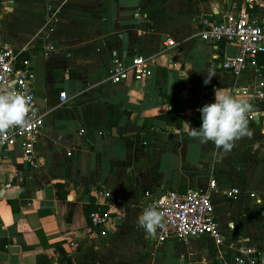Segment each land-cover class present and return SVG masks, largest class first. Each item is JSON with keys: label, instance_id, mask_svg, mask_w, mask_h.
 <instances>
[{"label": "crops", "instance_id": "crops-1", "mask_svg": "<svg viewBox=\"0 0 264 264\" xmlns=\"http://www.w3.org/2000/svg\"><path fill=\"white\" fill-rule=\"evenodd\" d=\"M239 6L264 20V0H0V37L24 49L43 115L35 164L18 143L0 157V264H221L229 241L264 242V51L233 75L219 61L236 44L197 36L202 15ZM134 53L152 58L151 72L111 82L112 58ZM217 88L246 89L256 113L252 136L228 153L186 132L201 124L191 106L213 103ZM210 176L238 188L211 192L221 243L209 234L158 242L137 227L144 188L183 190ZM95 187L120 199L103 232L82 210L106 207Z\"/></svg>", "mask_w": 264, "mask_h": 264}, {"label": "built area", "instance_id": "built-area-1", "mask_svg": "<svg viewBox=\"0 0 264 264\" xmlns=\"http://www.w3.org/2000/svg\"><path fill=\"white\" fill-rule=\"evenodd\" d=\"M252 7V5H248ZM197 36L211 45H217L221 40L234 42L236 52L224 54L219 61V66L237 75L241 70L255 65L256 54L264 51V20L251 10L239 6L235 10L227 8L219 11V16L202 15ZM172 43L171 38H166L165 44ZM23 48L7 45L0 37V86H8L25 93L31 97V120L24 129L13 128L5 136H0V157L4 155L15 143H18L23 156L29 163L35 164L34 144L43 126V115L38 110L32 79L34 71L28 58L23 54ZM151 57L142 53H134L124 60L121 55H116L111 60L108 78L116 83L125 79H138L151 72ZM59 100L65 98L63 89L58 91ZM204 103L191 106V111L199 112ZM200 113V112H199ZM256 117L250 113L249 118ZM219 191L227 197H233L238 191L235 186L220 188L213 177H208L204 185L187 186L183 190L167 188L163 192L153 194L151 188H144L141 193L140 214L148 207H156L163 213L161 225L157 228L156 241L174 235L178 238L209 234L216 243H221L223 236L218 231L217 220L212 211L211 192ZM92 194L96 201L106 205L105 209L89 212L90 229L103 232V227L109 219V207L119 202V197L102 187H95ZM254 195V192H250ZM100 198V199H99ZM259 200V197L256 198ZM231 226V223H228ZM67 232H65V235ZM67 237V236H65ZM67 243L75 246V241L67 237ZM232 249L227 259H222L221 264H264V242L235 243L229 241Z\"/></svg>", "mask_w": 264, "mask_h": 264}, {"label": "clouds", "instance_id": "clouds-1", "mask_svg": "<svg viewBox=\"0 0 264 264\" xmlns=\"http://www.w3.org/2000/svg\"><path fill=\"white\" fill-rule=\"evenodd\" d=\"M215 75L209 72L203 83L208 85ZM214 97L213 103H206L197 109L200 112V126L188 128L186 132L189 138L198 139L204 144L212 142L217 149L228 153L237 141L252 136L249 114L253 111V104L246 89L232 91L217 88ZM31 111L30 96L8 86H0V136H5L13 128L28 127ZM163 218V213L156 207H148L137 217L136 225L149 237H154Z\"/></svg>", "mask_w": 264, "mask_h": 264}, {"label": "trees", "instance_id": "trees-1", "mask_svg": "<svg viewBox=\"0 0 264 264\" xmlns=\"http://www.w3.org/2000/svg\"><path fill=\"white\" fill-rule=\"evenodd\" d=\"M61 185L60 183H55L54 186H59ZM104 206L103 205H99V204H95L93 203L92 201L91 202H88V203H84L82 205V210H83V214L87 220V224L90 225V220H89V212L92 211V210H104Z\"/></svg>", "mask_w": 264, "mask_h": 264}, {"label": "rangeland", "instance_id": "rangeland-1", "mask_svg": "<svg viewBox=\"0 0 264 264\" xmlns=\"http://www.w3.org/2000/svg\"><path fill=\"white\" fill-rule=\"evenodd\" d=\"M37 43H38V45L40 46V42H37ZM206 246H207V248H208V251H207V252H212V251H214V249H215L217 246H219V245H217V244H215V243L213 242V243H209V245L206 244Z\"/></svg>", "mask_w": 264, "mask_h": 264}, {"label": "water", "instance_id": "water-1", "mask_svg": "<svg viewBox=\"0 0 264 264\" xmlns=\"http://www.w3.org/2000/svg\"><path fill=\"white\" fill-rule=\"evenodd\" d=\"M263 129H264V118H263Z\"/></svg>", "mask_w": 264, "mask_h": 264}]
</instances>
